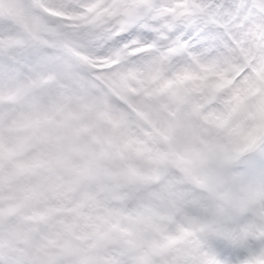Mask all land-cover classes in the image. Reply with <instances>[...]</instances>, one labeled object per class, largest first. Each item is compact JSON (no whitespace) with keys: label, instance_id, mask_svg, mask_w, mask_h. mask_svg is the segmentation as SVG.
<instances>
[{"label":"rangeland","instance_id":"obj_1","mask_svg":"<svg viewBox=\"0 0 264 264\" xmlns=\"http://www.w3.org/2000/svg\"><path fill=\"white\" fill-rule=\"evenodd\" d=\"M95 1L44 3L72 16ZM128 1L110 12L97 0V20L66 23L35 0H0V198L29 200L0 229L9 264L24 246L34 264L62 253L64 264H225L220 247L241 253L236 264H264V174L245 168L264 155L250 128L264 129V88L247 95L264 83V0H144L110 39ZM178 28L210 30L215 42L198 53L138 39L106 48L133 29L164 40ZM256 54L234 87L217 88ZM114 58L115 71H96ZM11 174L22 177L8 186ZM109 229L119 244L94 256L93 238Z\"/></svg>","mask_w":264,"mask_h":264},{"label":"snow or ice","instance_id":"obj_2","mask_svg":"<svg viewBox=\"0 0 264 264\" xmlns=\"http://www.w3.org/2000/svg\"><path fill=\"white\" fill-rule=\"evenodd\" d=\"M222 9L229 7L227 3H220ZM156 25H153L155 27ZM166 39H157V33L148 30H137L133 29L124 35L117 37L111 41L106 48H116L122 44H126L132 39H138L141 43L147 45L154 43L157 46H167L169 42L184 44L186 46V52L198 53L208 48L215 42L214 36L210 30L208 31H197L196 29H176L172 32H166ZM133 59H136L134 57ZM245 168L251 172H258L264 174V155L252 158L245 164ZM221 259L225 261V264H236L237 257L241 255L237 250L220 247L219 248Z\"/></svg>","mask_w":264,"mask_h":264}]
</instances>
